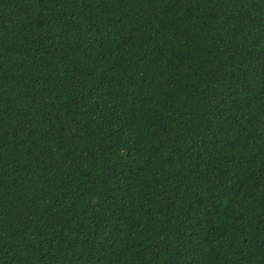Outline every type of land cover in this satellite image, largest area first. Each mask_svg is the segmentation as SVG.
I'll return each mask as SVG.
<instances>
[{"label": "trees", "instance_id": "16d2710c", "mask_svg": "<svg viewBox=\"0 0 264 264\" xmlns=\"http://www.w3.org/2000/svg\"><path fill=\"white\" fill-rule=\"evenodd\" d=\"M0 264H264V0H0Z\"/></svg>", "mask_w": 264, "mask_h": 264}]
</instances>
